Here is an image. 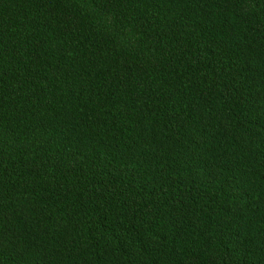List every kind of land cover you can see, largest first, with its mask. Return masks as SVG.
Wrapping results in <instances>:
<instances>
[{
	"label": "trees",
	"instance_id": "16d2710c",
	"mask_svg": "<svg viewBox=\"0 0 264 264\" xmlns=\"http://www.w3.org/2000/svg\"><path fill=\"white\" fill-rule=\"evenodd\" d=\"M0 264H264V0H0Z\"/></svg>",
	"mask_w": 264,
	"mask_h": 264
}]
</instances>
